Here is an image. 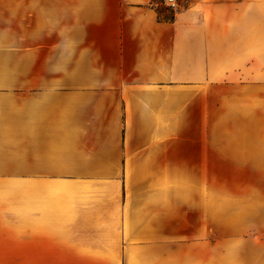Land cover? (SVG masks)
Returning a JSON list of instances; mask_svg holds the SVG:
<instances>
[{"label": "crops", "instance_id": "obj_1", "mask_svg": "<svg viewBox=\"0 0 264 264\" xmlns=\"http://www.w3.org/2000/svg\"><path fill=\"white\" fill-rule=\"evenodd\" d=\"M177 3L0 0V264H191V167L264 231V5Z\"/></svg>", "mask_w": 264, "mask_h": 264}, {"label": "rangeland", "instance_id": "obj_2", "mask_svg": "<svg viewBox=\"0 0 264 264\" xmlns=\"http://www.w3.org/2000/svg\"><path fill=\"white\" fill-rule=\"evenodd\" d=\"M158 2L156 8L161 13L174 12L179 8L178 5L177 8L170 9L163 0ZM260 4L264 5V0H260ZM203 170L191 167V264H219L215 261L218 260L222 247L234 249L237 243L258 242L264 236V231L249 228L247 223L250 221L242 219L222 221L208 218L221 211H237L236 180L242 172L238 167H212Z\"/></svg>", "mask_w": 264, "mask_h": 264}, {"label": "trees", "instance_id": "obj_3", "mask_svg": "<svg viewBox=\"0 0 264 264\" xmlns=\"http://www.w3.org/2000/svg\"><path fill=\"white\" fill-rule=\"evenodd\" d=\"M157 11V16L159 19L161 20H172L174 18V13L170 12V13H161V10H159L158 8H156Z\"/></svg>", "mask_w": 264, "mask_h": 264}, {"label": "built area", "instance_id": "obj_4", "mask_svg": "<svg viewBox=\"0 0 264 264\" xmlns=\"http://www.w3.org/2000/svg\"><path fill=\"white\" fill-rule=\"evenodd\" d=\"M163 2L170 9H175L178 6L176 0H163Z\"/></svg>", "mask_w": 264, "mask_h": 264}]
</instances>
